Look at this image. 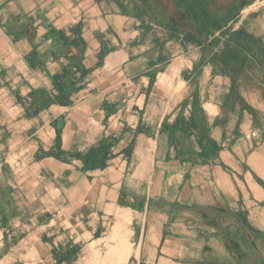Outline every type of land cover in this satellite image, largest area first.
<instances>
[{"label":"crops","instance_id":"crops-1","mask_svg":"<svg viewBox=\"0 0 264 264\" xmlns=\"http://www.w3.org/2000/svg\"><path fill=\"white\" fill-rule=\"evenodd\" d=\"M199 3L0 0V264H264V0Z\"/></svg>","mask_w":264,"mask_h":264},{"label":"trees","instance_id":"trees-1","mask_svg":"<svg viewBox=\"0 0 264 264\" xmlns=\"http://www.w3.org/2000/svg\"><path fill=\"white\" fill-rule=\"evenodd\" d=\"M189 3L193 5L191 9H185V7L179 8L180 11H183V15L188 16L195 24L192 26V35H195L197 38H201L204 35H209V33L218 30L221 28L219 22H226L231 19V11L225 12L222 19H210L205 11H201L199 0H188ZM180 5V4H179ZM210 22H218L210 24ZM237 33H231V38L237 39ZM227 48H230V43H226ZM235 69V68H234ZM238 75V71L233 74V79L235 80ZM99 150L95 152L94 150H89L85 155H81L80 158L84 162V166L91 168H104L106 164L107 152L110 149V146L106 144L105 140H101L99 143ZM38 158V156H37ZM264 241V239H262Z\"/></svg>","mask_w":264,"mask_h":264},{"label":"water","instance_id":"water-1","mask_svg":"<svg viewBox=\"0 0 264 264\" xmlns=\"http://www.w3.org/2000/svg\"><path fill=\"white\" fill-rule=\"evenodd\" d=\"M58 121H59V122H58V126L61 127V122H62V121H61V120H58Z\"/></svg>","mask_w":264,"mask_h":264}]
</instances>
